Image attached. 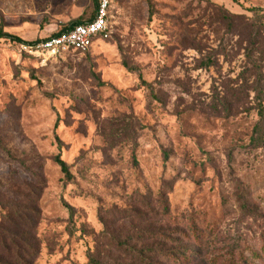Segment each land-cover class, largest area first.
Segmentation results:
<instances>
[{
    "label": "rangeland",
    "instance_id": "obj_1",
    "mask_svg": "<svg viewBox=\"0 0 264 264\" xmlns=\"http://www.w3.org/2000/svg\"><path fill=\"white\" fill-rule=\"evenodd\" d=\"M94 4L0 0V25L40 40ZM252 8L111 0L109 36L84 52L0 39V264H264Z\"/></svg>",
    "mask_w": 264,
    "mask_h": 264
},
{
    "label": "built area",
    "instance_id": "obj_2",
    "mask_svg": "<svg viewBox=\"0 0 264 264\" xmlns=\"http://www.w3.org/2000/svg\"><path fill=\"white\" fill-rule=\"evenodd\" d=\"M111 0H98V7L91 21L72 26L66 32L29 45L36 50L44 51L51 56L66 51L84 52L89 49L96 39L109 36L108 23L109 6Z\"/></svg>",
    "mask_w": 264,
    "mask_h": 264
},
{
    "label": "trees",
    "instance_id": "obj_3",
    "mask_svg": "<svg viewBox=\"0 0 264 264\" xmlns=\"http://www.w3.org/2000/svg\"><path fill=\"white\" fill-rule=\"evenodd\" d=\"M93 2L95 3L94 6H95V12H96L97 7H98V0H93ZM251 11H253L254 18H260V19L263 20L262 23H264V13H263L264 9H261V8H252ZM95 12H94V15H95ZM94 15H93V17H94ZM93 17H90V18H88L87 20H81V21L77 20V21H74V22H72L71 24H69L68 26H65V27H63L62 29H60L59 31H57V32H55V33H53V34H51L50 36H47V37H45V38H42V39H40V40H35V41H26V40H23V39L20 38L19 36L15 35V34H13V33H10V32H8V31H5V30L3 29V27H2V25H0V39H1V38H5V39H9V40H11V41H16V42L24 43V44H26V45H35V44H37V43L40 42V41L46 40V39H48V38H50V37L57 36V35H60V34H62V33H64V32H66V31L69 30L72 26H74V25H76V24H80V23H85V22L91 21V20L93 19ZM250 20H251V24H254V25H255V23H257V22H255V19L252 20V19L250 18ZM262 23H259V24L261 25ZM247 56H248V57H251V53L248 52V53H247ZM55 160H56V162L58 163V165L60 166L62 172H64L66 175H69L68 167H67L66 163H65V162L59 157V155L56 156ZM7 238H8V237H7ZM9 238H10V237H9ZM5 239H6V238H3V237H2L1 241L3 242ZM14 239H15V238H14ZM3 247H4V249L9 250V249L7 248V246H6L5 243L3 244ZM19 252H20V248L16 246L15 249H14V254H15L17 257L19 256ZM90 261L92 262V257H90ZM14 264H21V262H20V263L17 262V263H14Z\"/></svg>",
    "mask_w": 264,
    "mask_h": 264
}]
</instances>
